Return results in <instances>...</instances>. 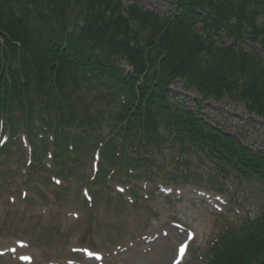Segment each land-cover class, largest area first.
<instances>
[{
  "label": "trees",
  "instance_id": "16d2710c",
  "mask_svg": "<svg viewBox=\"0 0 264 264\" xmlns=\"http://www.w3.org/2000/svg\"><path fill=\"white\" fill-rule=\"evenodd\" d=\"M151 1L165 11L125 0H0L3 128L15 135L21 126L35 137L39 122L57 148L71 140L78 154L79 141L92 136L85 127L101 133L102 118L115 129L107 147H124L129 137L147 149L178 140L222 174L233 165L257 176L264 196V152L211 127L202 114L208 100L228 98L264 118V0ZM177 79L203 99L191 108L190 100L172 102ZM81 83L114 99L120 112L90 115ZM40 141L47 148L48 138ZM142 160L123 169L138 174ZM241 241L245 258L236 253L217 263L264 264V208Z\"/></svg>",
  "mask_w": 264,
  "mask_h": 264
},
{
  "label": "rangeland",
  "instance_id": "374dc122",
  "mask_svg": "<svg viewBox=\"0 0 264 264\" xmlns=\"http://www.w3.org/2000/svg\"><path fill=\"white\" fill-rule=\"evenodd\" d=\"M125 1L165 11L151 0ZM172 88L182 96L194 93L182 81ZM83 91L81 101L93 105L89 111L94 116L109 117L114 108L120 112L102 91L87 84ZM205 114L212 124L264 149V119L248 114L242 104L228 99L210 102ZM85 131L92 136L84 137L82 154L72 156L61 149L58 165L56 159H45L40 167H29L24 150L0 155V253L5 255L0 264H21L20 256L31 257V264H101L74 253L76 248L101 252L102 264H220L219 259L236 253L239 260L248 255L239 251L241 239L263 203L255 178L233 165L229 175L222 174L207 156L189 152L178 140H163L147 149L132 137L124 147L110 145L104 152L99 146L105 159L98 172L91 147L109 141L111 130L99 133L87 125ZM36 143L41 144L37 139ZM133 159H143L138 174L123 169ZM162 186L172 193L167 196ZM86 189L92 205L85 200ZM232 233L222 246V239ZM153 236L154 242L144 239Z\"/></svg>",
  "mask_w": 264,
  "mask_h": 264
},
{
  "label": "snow or ice",
  "instance_id": "6c2138e0",
  "mask_svg": "<svg viewBox=\"0 0 264 264\" xmlns=\"http://www.w3.org/2000/svg\"><path fill=\"white\" fill-rule=\"evenodd\" d=\"M180 251H181V252L184 251V246H183V245L181 246Z\"/></svg>",
  "mask_w": 264,
  "mask_h": 264
}]
</instances>
